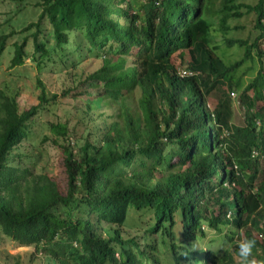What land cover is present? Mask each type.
I'll use <instances>...</instances> for the list:
<instances>
[{
	"label": "trees",
	"instance_id": "1",
	"mask_svg": "<svg viewBox=\"0 0 264 264\" xmlns=\"http://www.w3.org/2000/svg\"><path fill=\"white\" fill-rule=\"evenodd\" d=\"M11 2L35 20L0 29L9 69L95 67L73 75L62 93L73 113L43 125L36 153L35 116L58 95L37 79V105L21 107L0 88V241L32 247L24 264H238L248 238L264 261V0ZM247 15L252 37L227 38ZM217 34L243 49L238 60L217 53ZM45 148L59 154L61 180L38 166Z\"/></svg>",
	"mask_w": 264,
	"mask_h": 264
},
{
	"label": "rangeland",
	"instance_id": "2",
	"mask_svg": "<svg viewBox=\"0 0 264 264\" xmlns=\"http://www.w3.org/2000/svg\"><path fill=\"white\" fill-rule=\"evenodd\" d=\"M245 4H253L255 0H242ZM9 24H6L9 20ZM251 19L252 15H247L242 17L240 20H232L231 25H241L242 29L232 30L229 32L227 38H250L251 31ZM35 17L31 14L25 12L24 14L15 13V7L11 0H0V29H4L5 32L10 31L11 29L19 30L22 27L23 23H28L34 21ZM12 27H11V26ZM15 36H12L8 45L13 42ZM224 36L222 34H217L215 37V45H217V53L227 62H233L238 60L242 53L243 49L239 47L227 48L223 44ZM11 58V50L6 49L0 55V88L5 89L8 94L17 93V102L21 107H29L32 105H37L38 103V94L40 89L37 86V79H39L42 84L45 86L46 91L49 96L58 95L56 102H51L46 110H42L38 115L35 116L36 122L33 127L34 135H36V142L32 146H28V150L33 147V152H37L42 149L40 140L43 135H49L47 129L43 126L47 122H58L66 121L71 114L73 113L74 106L76 101L69 97H63L62 93L66 90L67 87H74L76 81L72 83V77L75 75L77 78L85 77L86 73L92 71L95 67L92 64H88L71 74L72 77L66 75V73H54L48 70H44L42 73H38L35 69V65L32 64L29 60H26L25 63L17 68L9 69L8 65ZM244 70V68H242ZM241 69L238 71V74H242L243 79L246 83V79L250 76L245 70L244 72ZM234 96H231L232 102V117L231 122L234 124H240L243 121V109L238 104L237 93L234 92ZM218 95L217 93H212L207 97V105L210 108H214L217 104ZM47 146V144H46ZM47 165L49 169V174L53 177H56L57 180H61V171L62 162L59 154H55L53 151H46L44 157L38 165L43 166ZM260 165V180H264V158L259 160ZM33 251L32 247L18 246L9 239L0 241V264H15L25 263L28 255ZM257 264H264V261L258 260Z\"/></svg>",
	"mask_w": 264,
	"mask_h": 264
},
{
	"label": "clouds",
	"instance_id": "3",
	"mask_svg": "<svg viewBox=\"0 0 264 264\" xmlns=\"http://www.w3.org/2000/svg\"><path fill=\"white\" fill-rule=\"evenodd\" d=\"M264 220V218L260 221ZM223 240L219 242V248L223 247ZM255 244L254 241L245 238L241 240L234 249L235 255L238 258V264H257L256 260L252 258Z\"/></svg>",
	"mask_w": 264,
	"mask_h": 264
},
{
	"label": "built area",
	"instance_id": "4",
	"mask_svg": "<svg viewBox=\"0 0 264 264\" xmlns=\"http://www.w3.org/2000/svg\"><path fill=\"white\" fill-rule=\"evenodd\" d=\"M191 71L190 70H187V69H178V74L181 76V77H186V76H189L191 75ZM231 96H234L233 94H231ZM260 227H264V220L261 222V225ZM255 237L257 238V240L259 242H264V234L262 232H257L255 233Z\"/></svg>",
	"mask_w": 264,
	"mask_h": 264
}]
</instances>
